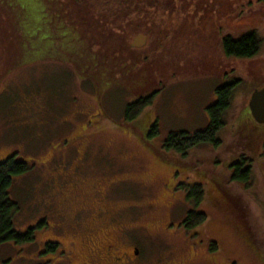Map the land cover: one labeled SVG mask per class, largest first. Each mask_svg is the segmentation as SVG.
Masks as SVG:
<instances>
[{
	"label": "rangeland",
	"instance_id": "1",
	"mask_svg": "<svg viewBox=\"0 0 264 264\" xmlns=\"http://www.w3.org/2000/svg\"><path fill=\"white\" fill-rule=\"evenodd\" d=\"M162 1L143 10L134 6L123 24L110 20L113 28L108 25L112 31L117 25L120 34L127 35L131 49L118 54L123 63L130 66L132 57L139 56L131 77L143 79L141 66H150L146 70L157 75L151 79L147 74L141 88L109 85L98 96L70 63L53 58L29 61L0 77V161L14 153L29 165L9 188L18 205L13 226L24 231L40 218L54 224L58 201L67 192L75 197L70 209L81 205L88 216L94 215L91 187L98 174L74 188L78 176L72 170L81 163L89 169L90 164L99 166L100 171L110 166V178L117 181L109 188L115 194L110 203L117 210L115 222L124 227L116 236L125 250L138 247L135 264H264V122H257L247 105L250 92L264 85V42L251 58L225 57L220 46L223 34L237 36L250 27L264 40V0H177V6ZM39 3L0 0V58H5L1 51L12 46L11 40L1 38L10 22L12 27L18 20L24 36H39ZM138 34L145 42L132 46ZM24 43L27 61L35 50L28 52L30 43ZM156 66L162 72H156ZM226 77H239L241 83L218 134L221 143L201 144L181 159L163 149L170 131L192 132L206 125L205 106L214 101V90ZM146 90H157L152 104L132 121L125 120V105ZM154 121L158 133L148 137ZM244 154L252 159L253 176L247 183L230 179L231 163ZM174 180L179 186L201 183V202L188 200L186 187L169 191L167 182ZM188 210L205 212V221L183 227ZM109 216L96 215L101 221L92 231L97 240L106 231L116 233V223H104ZM55 236L56 229L47 225L35 229L32 242L1 243L0 264H40L45 238ZM61 241L62 248L74 250L70 263L83 264L86 250L79 248V234L70 230Z\"/></svg>",
	"mask_w": 264,
	"mask_h": 264
},
{
	"label": "trees",
	"instance_id": "2",
	"mask_svg": "<svg viewBox=\"0 0 264 264\" xmlns=\"http://www.w3.org/2000/svg\"><path fill=\"white\" fill-rule=\"evenodd\" d=\"M174 2H176L175 5ZM158 3L164 4L162 0H41L37 20L38 29L36 30L39 36L35 34L24 36L21 30H26L21 27V24L19 26L18 20L13 22L12 27L10 22L6 33L1 35V38L11 40L12 46L1 51L5 58H0V62L4 63V66L0 67V77H3L6 71L29 63V61L53 58L70 63L79 75L92 83L98 96H101L109 85L124 86L127 90H133L134 87L141 88L146 84L143 81L146 80L147 74L151 75V79L157 75L146 70L150 66L145 65L146 69H143V66L140 68L145 72L143 79L140 76L131 77L133 75L130 71L135 68V60H138L139 56L132 57L130 66L123 63L122 57H118L121 51H127L131 49V46L126 39L127 35L122 36L117 25L116 30H111L110 20L114 21L113 24L115 22H118V25L123 24L124 21L121 20L127 19V15L130 16L132 13L130 8L137 6V9L143 10V7L151 8ZM167 4L178 5L177 0H166ZM22 10L21 8L19 11ZM109 24L110 27H108ZM40 33H42L41 36ZM25 40L31 46L27 51L35 50L30 53L27 61L23 58L26 53ZM263 42L258 29L250 27L237 36L223 34L220 46L225 57L251 58L261 51ZM154 69L156 72H162L159 66ZM138 78L140 85H137L139 82L136 79ZM240 83L239 77L224 78L214 90V101L205 106L208 116L206 125L192 132L170 131L162 141V148L174 155H180L181 159L182 156H187L190 149L201 144H220L221 137L218 134L225 125L226 112ZM143 91L137 92L136 99L125 105V120L132 121L148 105L152 104L157 90ZM157 133V122L154 121L147 136L152 137ZM261 154L264 157V143ZM251 161L252 159L245 154L233 161L230 179L245 183L250 181L253 176ZM28 169L29 165L24 160L16 159L14 153L0 161V244L32 242L35 229L40 228V224H36L27 226L24 231H18L13 226V214L17 211L18 205L10 198L9 188L13 178ZM181 170L186 171L187 169ZM179 187L188 189L186 198L191 199L195 205L203 199L204 189L201 183L193 181L187 185L181 184ZM205 219V212L188 210L181 223L185 228H192L199 226ZM52 247L47 244L48 249Z\"/></svg>",
	"mask_w": 264,
	"mask_h": 264
},
{
	"label": "flooded vegetation",
	"instance_id": "3",
	"mask_svg": "<svg viewBox=\"0 0 264 264\" xmlns=\"http://www.w3.org/2000/svg\"><path fill=\"white\" fill-rule=\"evenodd\" d=\"M90 168L91 169L87 168L85 164L81 163L76 164L73 170L71 169L72 173L78 176L77 178L76 176L72 175L78 181L77 185H73V187L82 188L83 185L79 184L80 181L85 182L86 178L89 175H94L95 173L98 174L97 184L95 186L93 184L91 187V190L94 192V199L96 200V202H94V204L92 205L91 211L92 209H94L95 214L97 213L96 215H110L109 220L104 222L106 225L108 224V226H110L112 223H116V220H114V218L117 211L112 208V204L110 203V201H112L110 197L114 196L115 194L110 193L109 189L111 188L113 182L114 184L117 182L113 178H110V171L114 168L106 166V169L102 168V171H100V167L94 166V164H90ZM173 172L179 173L178 170H173ZM68 174L69 171L64 174V178L61 181L60 185L65 184L64 182H66L65 180ZM167 183V188L169 189V191L171 189L174 190V188L178 189L180 184L176 180L171 183ZM80 194L81 191H78L76 195ZM73 198H75L74 195L67 192L61 199H59L58 210L55 212V217L58 220L55 219L54 224H47L46 220L48 219L46 218H40L39 221L37 220V224H40V228L50 225L56 229L59 236V238L58 236H55L56 238H45L44 246L43 248H41V254H43V257L45 256V258H43L41 264H48L49 262V264H72L70 263V261H72V258L74 256V250L72 249V247L70 248L68 246H66L65 249L64 247L62 248V246L64 245L61 241L62 236H64L70 230H73L74 232H77L79 234V248L86 250L85 256H82L83 264H135L133 258H135V256L138 254V247L134 245L133 251L129 252V250H125L119 245L121 240L120 238L118 240V236H120V234L124 231V227L116 223L117 228L113 230L116 233H113L112 231H106L105 235H103L101 239L97 240L92 231L94 230L93 227L97 225L96 223H101V221H99L100 218L96 217L95 214H91L90 216H88L86 212L89 211L84 212L85 209L81 205H71L72 209H70L69 204L70 202H72ZM150 204L153 205L152 203ZM132 206L137 205L133 204ZM65 209H68L70 211L69 215L65 214ZM61 210H63V213L59 214ZM59 215L62 217L61 219ZM72 243L73 240L70 241V244ZM47 244L52 245L53 247L51 249H48ZM50 254H52V257L49 256ZM55 255L57 256V258L55 257Z\"/></svg>",
	"mask_w": 264,
	"mask_h": 264
},
{
	"label": "water",
	"instance_id": "4",
	"mask_svg": "<svg viewBox=\"0 0 264 264\" xmlns=\"http://www.w3.org/2000/svg\"><path fill=\"white\" fill-rule=\"evenodd\" d=\"M145 42V36L138 34L134 41L131 43L132 46L139 47ZM248 108L250 114L257 122H264V85L261 87L254 88L248 99Z\"/></svg>",
	"mask_w": 264,
	"mask_h": 264
}]
</instances>
